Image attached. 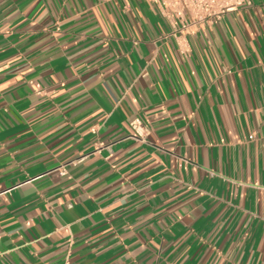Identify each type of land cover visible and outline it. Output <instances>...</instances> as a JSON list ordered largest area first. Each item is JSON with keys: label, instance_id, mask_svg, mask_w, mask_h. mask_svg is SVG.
<instances>
[{"label": "crops", "instance_id": "obj_1", "mask_svg": "<svg viewBox=\"0 0 264 264\" xmlns=\"http://www.w3.org/2000/svg\"><path fill=\"white\" fill-rule=\"evenodd\" d=\"M251 2L184 55L151 0H0V264H264Z\"/></svg>", "mask_w": 264, "mask_h": 264}, {"label": "built area", "instance_id": "obj_2", "mask_svg": "<svg viewBox=\"0 0 264 264\" xmlns=\"http://www.w3.org/2000/svg\"><path fill=\"white\" fill-rule=\"evenodd\" d=\"M161 15L168 20L172 27V36L178 43L179 51L189 55L185 43L187 36L198 31L207 32L225 16L236 13L245 6L252 4L251 0H151ZM133 138L146 142L149 130L140 119L131 123ZM93 133L97 131L92 129ZM99 149L108 148L104 142L98 143ZM71 162L70 164H74ZM62 175L67 174L66 166L58 168ZM1 195V194H0Z\"/></svg>", "mask_w": 264, "mask_h": 264}]
</instances>
